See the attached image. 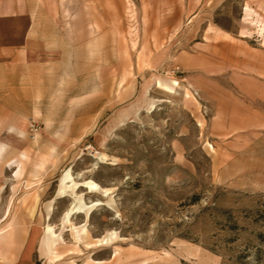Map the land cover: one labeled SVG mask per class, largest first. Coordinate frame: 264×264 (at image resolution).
<instances>
[{
  "label": "rangeland",
  "instance_id": "obj_1",
  "mask_svg": "<svg viewBox=\"0 0 264 264\" xmlns=\"http://www.w3.org/2000/svg\"><path fill=\"white\" fill-rule=\"evenodd\" d=\"M43 3L0 111L35 263L264 264V0Z\"/></svg>",
  "mask_w": 264,
  "mask_h": 264
},
{
  "label": "crops",
  "instance_id": "obj_2",
  "mask_svg": "<svg viewBox=\"0 0 264 264\" xmlns=\"http://www.w3.org/2000/svg\"><path fill=\"white\" fill-rule=\"evenodd\" d=\"M43 4V0H0L1 20L29 19L26 26L20 27L17 22L0 29V111L10 110L11 96L21 109L25 108L27 67L35 65L33 54L39 41L36 36L39 28L31 16L34 10H43ZM10 126L9 121L0 119L1 131ZM4 158L6 155L0 148V264H36L35 260L41 259L40 225L45 214L41 195L39 202L30 204L35 206L30 216L26 211L27 193L23 189L25 172L17 165H6ZM36 186L33 185L30 194H35Z\"/></svg>",
  "mask_w": 264,
  "mask_h": 264
},
{
  "label": "trees",
  "instance_id": "obj_3",
  "mask_svg": "<svg viewBox=\"0 0 264 264\" xmlns=\"http://www.w3.org/2000/svg\"><path fill=\"white\" fill-rule=\"evenodd\" d=\"M259 218L264 221V206L259 210Z\"/></svg>",
  "mask_w": 264,
  "mask_h": 264
},
{
  "label": "built area",
  "instance_id": "obj_4",
  "mask_svg": "<svg viewBox=\"0 0 264 264\" xmlns=\"http://www.w3.org/2000/svg\"><path fill=\"white\" fill-rule=\"evenodd\" d=\"M40 264H46V263L43 262V263H40Z\"/></svg>",
  "mask_w": 264,
  "mask_h": 264
}]
</instances>
